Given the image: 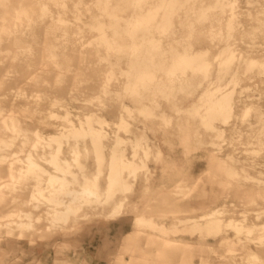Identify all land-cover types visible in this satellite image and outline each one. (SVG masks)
Listing matches in <instances>:
<instances>
[{
  "label": "rangeland",
  "instance_id": "1",
  "mask_svg": "<svg viewBox=\"0 0 264 264\" xmlns=\"http://www.w3.org/2000/svg\"><path fill=\"white\" fill-rule=\"evenodd\" d=\"M5 1L10 6L5 17H0V97L5 100L2 106L5 111L10 112L12 108L21 119L24 118V110L28 111L27 114L45 111L43 123L26 118L28 122H22L21 126L29 130L30 137L34 136L36 130L48 136L50 121L67 124L62 116L66 111H70L71 118L76 121L77 113L82 115L96 110L98 106L110 122L108 129L113 131L117 128L116 122L123 110V103H127L133 107L137 119L133 123L139 127L146 126L150 141H144V144H150V153L148 156L141 154L149 169L136 163L137 177H127L128 181L136 180L137 183L127 191V208L118 220L80 216L81 220L78 219L68 228L65 225L54 226L56 220L50 214L49 204H40L35 208L31 202L27 203L35 180L31 177L20 180L16 183L17 188L9 190L11 195H7L5 201L0 200V212L9 215L0 217V243L6 239H24L34 244L39 240L51 239L58 246V240L62 239L63 246L69 247L65 243L76 235L85 238L96 230L100 234L99 239L102 238L99 255L109 264H123L129 257L134 259L130 264H202L201 260L203 264H249L242 248L236 245L237 248L231 250L226 245L217 246L216 238H206L214 246L211 248L204 246L197 236L184 235L193 242L191 244L172 239L177 236L168 222H171L172 216L187 217L192 214L188 211L191 204L171 193L177 189L181 190L183 196L192 199L204 198V192L210 190L223 195L230 194L229 199L235 202L242 196L245 205L232 204L237 210L242 206L247 209L264 208V150L260 154L250 151L259 142L253 135L258 134L260 126L252 132L241 130L238 133L226 128L219 135L204 126L200 114L191 108L200 105V94L204 90L226 82V77L216 74L219 66L215 56L223 46L229 45L235 51L229 70L238 67L239 71V82L231 85L234 88L232 102L236 116L231 122L238 128H245L247 122L241 120V115L247 108V121L260 118L259 105L264 104V73H255L259 70L258 66L251 71L245 70L248 68L247 57L256 59L264 66V53L258 51L264 48V9L257 8V0H253L249 11L244 0L237 1L234 11L238 23H235L230 37L225 24L231 12L229 9L220 14L223 20L209 26L204 25L199 11L192 10V1H188L185 8L175 11L171 26L162 32L161 27H153L151 35L160 38V41L147 38L135 40L142 45L141 51L155 53V61L164 58L163 52L209 49L206 55L211 62L209 77H205L203 71L191 68L183 75H167L158 70L151 83L160 87L155 96L142 87L139 88L143 94L140 96L127 91L124 86L127 81L133 83L128 62L136 60V57L128 54L132 49V40L128 35L130 26L123 22L136 11L132 0H113L119 7L114 10L109 8L107 12L116 13V16L102 11L104 0H65V8L52 0H21L28 8L26 13L29 16L23 14L18 19L12 8V5L18 4V0ZM42 2L48 5L55 19L50 20L49 13L43 14L40 7ZM210 2L213 0H203L204 4ZM158 3L159 0H144L142 12ZM198 3L200 0H196V5ZM260 4L264 8V0H260ZM59 13L62 21L56 20ZM208 18L214 19L213 14ZM112 19L122 20L118 31L104 28V35L110 38L114 35L117 41L107 44L106 41L96 40L99 33L89 28L88 24ZM252 36L257 42L251 39ZM251 45L252 51L246 52ZM51 54H55L53 60L49 56ZM172 59L166 56L168 63ZM4 73L8 74L7 81H1ZM205 79H212L215 83L208 85ZM19 92L28 97V107L9 102ZM55 99L58 103H53ZM142 104H148L154 113L146 115L139 112L138 107ZM50 110L57 112L59 117H50ZM162 110L168 119L161 117ZM198 111L202 113L205 109L199 107ZM123 114L128 116L125 111ZM213 122L221 125L218 119ZM120 132L123 133V130ZM21 140L17 139L12 149L23 158L25 153L20 145ZM155 140L163 151L161 156L156 153L152 142ZM251 140H254L253 144H249ZM105 143L111 145L112 140L107 139ZM68 146H65V150ZM106 156L109 157L108 152ZM80 159L87 162L90 166L87 172L92 175L96 171L92 148ZM42 163L47 169L50 168L46 161ZM104 166L106 169L107 160ZM231 169L236 172L234 176L229 175ZM7 170V163L0 164V183L8 178ZM105 182L106 178L102 175L101 184L105 185ZM122 187L125 185L119 186ZM253 196L259 198L257 202H250ZM123 197V192L118 190L117 199ZM85 209L89 207L84 206L79 212ZM163 216L164 223L161 219ZM5 221L11 222V225H6ZM162 227H165L164 233ZM252 236L264 238V232L255 231ZM255 264L264 263L259 261Z\"/></svg>",
  "mask_w": 264,
  "mask_h": 264
},
{
  "label": "bare ground",
  "instance_id": "2",
  "mask_svg": "<svg viewBox=\"0 0 264 264\" xmlns=\"http://www.w3.org/2000/svg\"><path fill=\"white\" fill-rule=\"evenodd\" d=\"M52 1L64 8L67 7L65 0ZM132 1L134 2L133 7H135L134 10L136 11L129 19L123 20V22L128 23L130 26L128 28V35L132 40V49L128 54L130 57H136V60L128 62L131 67L133 83L130 84L127 81L124 83V86L127 91L130 90L131 93L135 92L140 96L143 95L139 92L140 87L148 89V93L153 96L159 92L160 87L151 84L158 70L164 71L167 75H183L186 74L188 68H191L193 70H201L204 72L205 77H209L208 71L210 70L211 62L206 58L209 51L207 48L190 49L184 52H163L162 56L164 58L155 61V53L141 51L142 45L138 43L139 41L135 40L147 38L151 41H160V38H155L151 35L154 31L153 27L157 29L161 27L162 32L165 28L171 26L173 23L171 17L175 14V11L185 8L188 1H192L190 6L192 10L199 11V17L204 19V25L207 24L209 26L223 20L220 14L229 9L231 11L230 15L225 19L228 37L231 36L235 23H238L236 12L234 11L235 7H224L225 4L229 3L236 5L238 0H213V2L206 4L203 3V0H200V3L197 5L196 0H159L158 4L146 8V12H142V10L144 11V5L142 4L144 0ZM244 2L245 7L248 9L247 11H249L253 0H244ZM256 2L257 8L263 10L264 8H262L260 0ZM103 3L101 9H104L102 10L104 12H107L109 8L114 10L119 7V4L114 3L113 0H104ZM9 7V4L5 0H0L1 18H4L9 12ZM40 7L43 14L49 13L51 16L50 20L55 19L45 2H42ZM12 8L16 11L17 19L23 14L29 16L26 13L28 8H26L21 0H18L17 5H12ZM107 14L116 16V13L113 12H107ZM210 14H213L214 19L208 20ZM56 20L62 21L60 13ZM120 21L122 20L112 19L108 22L99 20L90 22L88 26L98 31L99 37H96V40H103L107 44H110L111 42H116L117 38L114 35L111 38L104 35V28H112L117 32ZM251 39L257 42L255 36H252ZM252 49L253 46L251 45L246 49V52L250 53ZM263 49L259 48L258 51L262 54L264 53ZM49 56L52 60L55 58V54ZM142 56H145L146 59H143ZM166 56H171L174 59L168 63ZM234 58L235 51L229 45L221 48L215 56L219 66L216 74L218 76L222 74V77H226V82L224 85L207 88L200 94V105L197 107L190 106L195 112L200 114L203 125L215 130L219 135L226 128H232L235 133H238L241 130L252 132L253 129L256 130L260 126V130L257 131L258 134L253 135L259 141L254 144L255 146L257 145V148L255 146L250 148V151L252 150V152L260 154L264 150V104L259 105L261 115L255 121H247L249 118L248 108L241 115V120L247 122L245 128L241 126L238 128V126H235L231 122L235 116L232 102L234 88L231 85L234 86L239 82L238 67L229 70ZM248 58L245 59L248 67L245 70L251 71L252 68L258 66L259 70L255 71V73H264L263 63H259V61L252 57ZM220 70H224V72H219ZM8 79L7 73H4L1 77V81H7ZM205 80L208 85L215 83L212 79ZM53 101V103H58L57 99ZM9 102L11 104L18 103L25 107H28L30 103L28 97L23 92L17 93L16 98L12 97ZM4 103L5 100H2L0 97V164L7 163L8 169V178L0 183V200L5 201V197L11 195V191L10 194L8 193L9 190L13 191V189L17 188L18 185L16 183L20 180H27L31 177L35 180V183L30 191L27 203L31 202L35 208L39 207L40 204H49L50 214L56 220L54 226L60 227L62 225L61 227H64L65 225V228H68L73 226V223H77L80 216L86 218L104 217L108 220H118L123 217L127 208V204H125L126 193L137 183L136 180L128 181L127 177L129 175L134 178L137 177L136 163H141V167L149 169L141 154L148 156L150 153V144H144V141H150V138L145 125L139 127L133 123L137 119L134 117L135 114L131 105L123 103V110L116 122L117 128L113 131L108 129L110 122L101 113V107L98 106L96 110H91L82 115L77 113L76 121L71 118L70 111H66L62 116L67 124L62 125L50 121L49 126L51 130L48 132V136L36 130L32 138L30 137L29 130L21 126V123L28 122L29 118L30 121L35 119L43 123L46 117L45 111H37L36 113L38 114H35V112L27 114L28 111L24 110V113H22L24 114V118L21 119L22 117H18L15 114L17 111L12 108L9 109L10 112H6L2 107L5 105ZM199 107L204 108L205 112L200 113L198 111ZM123 111L127 112L128 116H125ZM138 111L146 115L154 113V109L148 104L139 106ZM48 114L52 118L59 117L58 113L53 110L48 111ZM160 115L163 119H168L163 110L160 112ZM216 119L221 122V125L214 124L213 121ZM120 130H123V133ZM17 139H22L20 145L25 153L23 158L20 155H16L17 152H14L12 149ZM107 139L112 140L111 145L105 143ZM71 140L73 141L72 144H70ZM253 141L251 140L249 144H253ZM152 142L156 147V153L160 156L163 155L159 143L156 140ZM68 144L69 146L65 150V146ZM126 146H128L127 149ZM89 148H92L94 152V167L96 169L92 175L87 172L90 166L87 162H83L80 159L82 155L86 156L88 154ZM107 152L109 153V157L106 156ZM106 160L108 166L105 169L104 163ZM43 161H46L50 165V168L47 169L43 165ZM17 164L21 165L16 166ZM126 170L127 173L125 174ZM45 174L47 176L44 178ZM235 174V170L231 169L229 175L234 176ZM102 175L106 178L105 185L101 184ZM120 185H125V187L119 188ZM118 190L123 192L124 197L121 199H117ZM171 193L178 198L184 199L186 202L188 201V204H191L188 211L192 212L187 217L172 216V220L168 224L172 226L174 229L173 233L177 236L172 239L181 240L185 244H191L193 242L188 241L184 235L197 236L204 246L206 245L207 248H211L214 246L211 242H207L206 238H216L217 246L226 245V248L231 250H235L237 248L236 245L242 248L246 252L245 256H247L249 264H255L259 261L264 263V238H254L252 236L255 231L264 232V208L247 209L246 206H242L237 210L234 208L235 205L232 204L245 205L243 200H241L242 196L238 202H235L229 199L230 194L223 195L213 190L204 192L206 196L204 198L198 197L194 199L183 196L181 190L178 189L173 190ZM12 197L15 199L14 196ZM258 199L253 196L250 198V202H257ZM108 202H114L115 204H106ZM84 206L89 207V209H85V211L80 213L79 209ZM6 216L9 215L4 214L3 211L0 212V217ZM134 216L132 217V221L134 220ZM161 219L163 223L166 222L164 216ZM5 222L6 225H11V222ZM17 224L21 223L17 222ZM119 228L121 227L119 226ZM164 228H161L163 233L165 232ZM132 261L134 259L129 257V259L123 261V264H130ZM201 263L203 264V260H201Z\"/></svg>",
  "mask_w": 264,
  "mask_h": 264
},
{
  "label": "crops",
  "instance_id": "3",
  "mask_svg": "<svg viewBox=\"0 0 264 264\" xmlns=\"http://www.w3.org/2000/svg\"><path fill=\"white\" fill-rule=\"evenodd\" d=\"M87 235L85 238L75 236L65 243L58 240H39L30 244L24 239H6L0 243V261L5 264H109L99 255L102 238L99 232ZM99 234V235H98Z\"/></svg>",
  "mask_w": 264,
  "mask_h": 264
},
{
  "label": "snow or ice",
  "instance_id": "4",
  "mask_svg": "<svg viewBox=\"0 0 264 264\" xmlns=\"http://www.w3.org/2000/svg\"><path fill=\"white\" fill-rule=\"evenodd\" d=\"M236 5L234 3L225 4L224 7H235ZM0 264H5L4 261H0ZM14 264H17V262H14Z\"/></svg>",
  "mask_w": 264,
  "mask_h": 264
}]
</instances>
